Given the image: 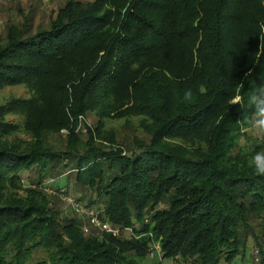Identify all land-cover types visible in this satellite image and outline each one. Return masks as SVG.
Returning a JSON list of instances; mask_svg holds the SVG:
<instances>
[{
  "label": "trees",
  "instance_id": "1",
  "mask_svg": "<svg viewBox=\"0 0 264 264\" xmlns=\"http://www.w3.org/2000/svg\"><path fill=\"white\" fill-rule=\"evenodd\" d=\"M18 14L0 38V264H141L154 247L176 264L263 263L264 177L248 160L264 137L240 146L246 110L228 99L264 83V0H69L46 26ZM64 173L53 191L118 236L61 218L43 184Z\"/></svg>",
  "mask_w": 264,
  "mask_h": 264
},
{
  "label": "rangeland",
  "instance_id": "2",
  "mask_svg": "<svg viewBox=\"0 0 264 264\" xmlns=\"http://www.w3.org/2000/svg\"><path fill=\"white\" fill-rule=\"evenodd\" d=\"M67 1L69 0H53L49 3L42 4L38 0H0V38L3 34V30L5 27V24L9 20H17L19 18L18 13H24L29 14L33 17V22L35 26L38 24L46 26L50 20V17L61 7L63 6ZM77 1H93V0H77ZM21 91H15L14 94H20ZM9 94V92L3 91L0 93V102L6 96ZM97 120L94 116L88 115L85 117V119L82 120L81 126L76 130V133L78 130L80 132L84 131V126L88 127L89 129H94L96 126ZM105 130L108 132H113L114 137L118 143H121L123 146L132 147L133 144V138L136 135V132H134L132 129H129L125 126L124 122H105ZM68 136V132L66 130L61 131L60 135L58 136H51L49 137L48 141L51 145H53L56 149L60 146H65L66 144V137ZM18 138L26 139L23 135L19 134L17 135ZM81 138H85L84 134H82ZM260 137H256L255 135L247 134L246 138L241 139L240 146L241 147H247L250 146V144L253 141L259 140ZM66 174V175H65ZM37 175V171L32 170L29 173L22 174V180L23 185L25 188L35 189L36 187H33V183L35 181ZM63 176V177H60ZM60 176H53V177H47L44 179L45 184L50 183V181L54 182L50 184V187L53 190H57L60 188H64L67 184V178L70 177L67 175V173H64ZM42 185V186H43ZM47 191H51L47 189ZM70 196H74L71 192L69 193ZM52 198L53 206L58 209L61 213V218L63 219H71L76 218V220H79L82 225H86V219L84 214H80L79 212L75 211L72 207H69L64 201L63 197L65 195H61L58 193H52L49 194ZM87 226V225H86ZM88 234L85 235H99L101 232L99 229L94 227H88ZM252 258L251 251H247L245 254V259L243 264H249L250 259ZM141 264H176L175 262L168 261V260H161L159 255L157 253L151 252V254L141 263Z\"/></svg>",
  "mask_w": 264,
  "mask_h": 264
},
{
  "label": "clouds",
  "instance_id": "3",
  "mask_svg": "<svg viewBox=\"0 0 264 264\" xmlns=\"http://www.w3.org/2000/svg\"><path fill=\"white\" fill-rule=\"evenodd\" d=\"M242 88L243 85L241 84ZM194 96L190 90L185 91L183 101L194 102ZM229 105H238L245 109L243 119L239 121L243 132L256 137H264V83L258 85L247 98L236 91L228 99ZM251 109V111H247ZM248 166L253 169L256 176L264 177V149L256 151L248 160Z\"/></svg>",
  "mask_w": 264,
  "mask_h": 264
},
{
  "label": "built area",
  "instance_id": "4",
  "mask_svg": "<svg viewBox=\"0 0 264 264\" xmlns=\"http://www.w3.org/2000/svg\"><path fill=\"white\" fill-rule=\"evenodd\" d=\"M40 3L42 4H46V3H49L53 0H38ZM47 189L51 190L50 188L48 187H45L44 189V192L47 193V194H52L53 192L56 193L55 191H47ZM64 192L61 191V193H58V194H61L62 196L65 195L63 194ZM63 201L69 206V207H72L75 211L79 212L80 214H84L85 216V219H86V225L89 227H94V228H97L99 229V231L101 233H107V234H112L114 236H118L119 234V231L118 229H115L114 227H112L109 223L107 222H101L99 221L96 217H94L93 213L91 212H87L84 208H82L81 206H79L78 204L75 203V201L69 197L68 195H65L63 197ZM86 225H82V229H83V232L85 234H88V228ZM157 253V255H159V250H158V247H154L152 249V252ZM249 264H264V262L262 263V259H261V255L255 251L252 253V258H251V261Z\"/></svg>",
  "mask_w": 264,
  "mask_h": 264
}]
</instances>
